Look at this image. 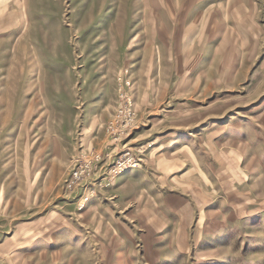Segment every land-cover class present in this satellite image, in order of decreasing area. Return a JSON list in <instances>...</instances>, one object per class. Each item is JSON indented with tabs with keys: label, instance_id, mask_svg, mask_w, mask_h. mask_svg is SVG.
<instances>
[{
	"label": "rangeland",
	"instance_id": "rangeland-1",
	"mask_svg": "<svg viewBox=\"0 0 264 264\" xmlns=\"http://www.w3.org/2000/svg\"><path fill=\"white\" fill-rule=\"evenodd\" d=\"M0 264H264V0H0Z\"/></svg>",
	"mask_w": 264,
	"mask_h": 264
}]
</instances>
